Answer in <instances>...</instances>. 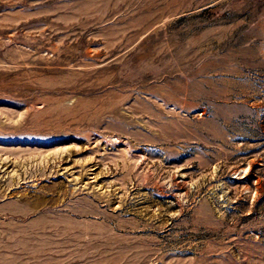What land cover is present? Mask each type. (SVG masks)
<instances>
[{
    "label": "rangeland",
    "instance_id": "374dc122",
    "mask_svg": "<svg viewBox=\"0 0 264 264\" xmlns=\"http://www.w3.org/2000/svg\"><path fill=\"white\" fill-rule=\"evenodd\" d=\"M0 264H264V0H0Z\"/></svg>",
    "mask_w": 264,
    "mask_h": 264
}]
</instances>
